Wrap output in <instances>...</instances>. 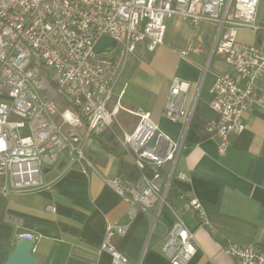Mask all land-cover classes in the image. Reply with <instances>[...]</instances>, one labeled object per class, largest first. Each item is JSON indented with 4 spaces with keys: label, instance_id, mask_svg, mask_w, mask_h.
<instances>
[{
    "label": "built area",
    "instance_id": "1",
    "mask_svg": "<svg viewBox=\"0 0 264 264\" xmlns=\"http://www.w3.org/2000/svg\"><path fill=\"white\" fill-rule=\"evenodd\" d=\"M259 0H0V194L36 191L48 187L43 170L56 165L67 148V166L77 164L84 171L90 165L83 152L84 138L112 124L107 102L112 97L127 55L140 40L154 50L163 43L165 20L178 15L197 26L201 21L216 25L212 53L221 55L235 75H217L211 87L210 108L215 118L205 125L224 154L230 137L244 128L243 114L254 107L264 110V90L258 81L264 76V48L236 40L237 30L262 29L256 23ZM102 36L115 40L106 53H95ZM110 54V55H108ZM182 58L187 51L180 52ZM208 61L203 66V75ZM189 84L171 80L164 115L176 121L182 113L177 98ZM68 101L60 112L57 100ZM138 122L132 133L117 136L116 142L133 156L134 179L121 176L104 179L130 204L129 214L142 210L150 217L153 232L161 207L174 183L176 163L183 139L172 140L160 131L149 111L135 113ZM85 121V136L78 129ZM190 120L185 124L187 127ZM27 129L28 134L22 131ZM176 179L189 181L185 172ZM183 208L205 213L196 197L179 191ZM171 208V207H170ZM51 210L52 207H49ZM175 221L166 230L162 254L171 264H187L196 252L194 232L171 208ZM5 219L22 226V218L6 214ZM127 225L107 224L100 250L110 264H130L113 241L123 236ZM31 234L22 233L19 237ZM34 237V236H33ZM35 240V237H34ZM229 264H264V247L258 243L223 246ZM139 264V263H138Z\"/></svg>",
    "mask_w": 264,
    "mask_h": 264
},
{
    "label": "crops",
    "instance_id": "2",
    "mask_svg": "<svg viewBox=\"0 0 264 264\" xmlns=\"http://www.w3.org/2000/svg\"><path fill=\"white\" fill-rule=\"evenodd\" d=\"M256 23L262 29L240 27L236 40L264 48V0L258 2ZM215 35L213 22L193 26L172 15L166 20L161 45L149 50L147 40L137 42L106 105L112 112L111 126L84 138L83 152L90 165L84 163V171L77 164L68 167L62 156L43 171L45 181L51 182L48 187L8 197L0 194V243H13L26 232L35 237L37 264H110L100 245L106 225L119 224L127 229L113 243L130 264H171L161 252L166 230L175 221L170 206L161 207L150 234V217L139 209L130 216V204L104 180L136 178L133 156L116 138L132 133L138 122L135 113L144 110L165 135L175 141L183 139L176 169L185 172L189 181L174 178L173 182L179 191L196 197L205 213L201 220L195 210L183 208L175 192L167 196L196 238V252L187 264H229L223 252L228 241L264 247V110L254 107L243 114L245 128L230 137L224 154L218 153L215 137H202L193 114L196 109L200 120L214 119L210 103L215 77L235 75L221 55L212 53ZM182 51H187L186 58L180 56ZM174 77L189 84L177 98L176 107L182 113L176 121L164 115ZM258 83L264 90V76ZM81 122L78 131L85 136L83 118ZM6 214L22 218V226L7 222Z\"/></svg>",
    "mask_w": 264,
    "mask_h": 264
},
{
    "label": "water",
    "instance_id": "3",
    "mask_svg": "<svg viewBox=\"0 0 264 264\" xmlns=\"http://www.w3.org/2000/svg\"><path fill=\"white\" fill-rule=\"evenodd\" d=\"M114 46V39L102 36L95 44L94 51L95 53H106ZM64 155H67V148L64 149ZM34 246L33 235L19 237L13 243H0V264H37L38 260L33 254Z\"/></svg>",
    "mask_w": 264,
    "mask_h": 264
},
{
    "label": "trees",
    "instance_id": "4",
    "mask_svg": "<svg viewBox=\"0 0 264 264\" xmlns=\"http://www.w3.org/2000/svg\"><path fill=\"white\" fill-rule=\"evenodd\" d=\"M57 102H58V101H57ZM59 103H60V104H63V103H64V104H67L68 101H67L66 99H64L63 97H60ZM193 114H194V116H196V118L198 119V129H199V131H200L202 137H204V136H209V133H208V132L206 131V129H205V125L207 124V122H206V121H203V120H200V117H198V115L196 114V109H194V113H193ZM171 191H172V192H175L176 196L178 197L179 190H178V188L176 187V185H175L174 183L171 185L168 194H169ZM167 196H168V195H167Z\"/></svg>",
    "mask_w": 264,
    "mask_h": 264
},
{
    "label": "rangeland",
    "instance_id": "5",
    "mask_svg": "<svg viewBox=\"0 0 264 264\" xmlns=\"http://www.w3.org/2000/svg\"><path fill=\"white\" fill-rule=\"evenodd\" d=\"M166 20H167V19H166ZM166 20H165V23H166ZM108 55H110V54H108ZM59 100H60V99H59ZM59 100H57L58 102L56 103V104H57V107H58V112H57V114L55 115V118H54V120H55L57 123L60 122V112L64 110V107H63L64 103H63V104H60V103H59ZM22 133H23V135L28 134L27 129L23 130ZM177 172H178V169H175L174 176H173L174 178H176V174H177ZM0 182H1V179H0ZM166 204H168L171 208H173L172 205H170V204L168 203V201H166ZM166 204H164V205H166Z\"/></svg>",
    "mask_w": 264,
    "mask_h": 264
}]
</instances>
